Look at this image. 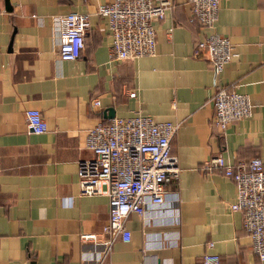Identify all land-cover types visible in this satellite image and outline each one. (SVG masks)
Listing matches in <instances>:
<instances>
[{"label": "crops", "instance_id": "obj_1", "mask_svg": "<svg viewBox=\"0 0 264 264\" xmlns=\"http://www.w3.org/2000/svg\"><path fill=\"white\" fill-rule=\"evenodd\" d=\"M109 1L0 0V264H94L97 246L79 238L99 233L107 197L79 194L75 171L91 156L87 130L106 122L107 110L177 123L169 146L179 169L166 186L170 202L147 207L146 218L127 216L129 240H113L107 264H197L207 242L219 264H264L249 249L241 212L227 207L231 177L199 169L215 155L232 164L257 156L264 168V0H218L214 31L237 55L217 83L251 103L250 116L222 136L211 124L213 74L192 55L207 31L189 22L187 0H170L152 23V56L119 61L109 58L106 20L96 14ZM71 11L87 13L89 26L80 56L60 60L51 16ZM27 108L39 110L45 132L28 131Z\"/></svg>", "mask_w": 264, "mask_h": 264}, {"label": "built area", "instance_id": "obj_2", "mask_svg": "<svg viewBox=\"0 0 264 264\" xmlns=\"http://www.w3.org/2000/svg\"><path fill=\"white\" fill-rule=\"evenodd\" d=\"M189 22H196L207 33L194 42L192 55L205 59L213 74L211 124L222 136L226 126L251 114V103L244 93L226 91L217 83L223 66L237 55L229 40L214 31L218 0H187ZM172 7L170 0H110L96 8V14L105 18L110 36L111 60H135L155 53L153 22L161 21ZM52 27L58 39L60 60H74L80 56L89 15L68 12L51 16ZM170 33V28L167 34ZM136 92L130 91L129 97ZM92 101L93 106L98 105ZM28 131L40 134L46 125L39 110L23 111ZM177 123L155 121L151 116L136 113L127 117H111L89 128L84 148L91 156L76 161L78 193H102L107 197V218L98 234H82V243L97 246L94 264H107L106 257L114 239L128 241L125 227L129 214L146 218L147 207L170 202L166 186L178 175L176 158L170 153V140ZM201 171L220 169L231 177L235 199L227 204L231 211L242 215V227L249 238V249L260 261L264 260V168L257 156L234 164L220 155L209 156L200 165ZM174 212L170 218L176 220ZM107 235V237H102ZM197 264H219L217 254L211 252L212 242L205 244Z\"/></svg>", "mask_w": 264, "mask_h": 264}, {"label": "water", "instance_id": "obj_3", "mask_svg": "<svg viewBox=\"0 0 264 264\" xmlns=\"http://www.w3.org/2000/svg\"><path fill=\"white\" fill-rule=\"evenodd\" d=\"M4 3H5V6H8V2H7V0H4ZM112 116H113V114H112L111 110H107L106 117H107L108 119H110Z\"/></svg>", "mask_w": 264, "mask_h": 264}]
</instances>
